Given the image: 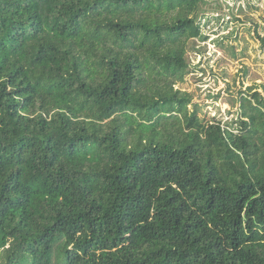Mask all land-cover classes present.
Returning <instances> with one entry per match:
<instances>
[{"label": "trees", "instance_id": "trees-1", "mask_svg": "<svg viewBox=\"0 0 264 264\" xmlns=\"http://www.w3.org/2000/svg\"><path fill=\"white\" fill-rule=\"evenodd\" d=\"M204 2L0 0V264H264V99L177 86Z\"/></svg>", "mask_w": 264, "mask_h": 264}, {"label": "rangeland", "instance_id": "rangeland-1", "mask_svg": "<svg viewBox=\"0 0 264 264\" xmlns=\"http://www.w3.org/2000/svg\"><path fill=\"white\" fill-rule=\"evenodd\" d=\"M200 35L188 43L189 73L179 88L192 94L189 112L202 124L220 122L237 132L241 98L264 99V0H205L197 12ZM247 109V106H245ZM9 239L6 249L11 247Z\"/></svg>", "mask_w": 264, "mask_h": 264}]
</instances>
